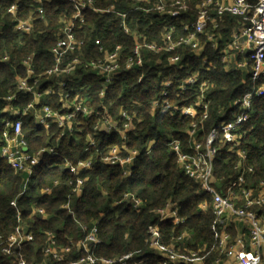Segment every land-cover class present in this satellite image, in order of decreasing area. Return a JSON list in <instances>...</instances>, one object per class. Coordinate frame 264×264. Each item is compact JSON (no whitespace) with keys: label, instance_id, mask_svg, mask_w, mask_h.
Listing matches in <instances>:
<instances>
[{"label":"built area","instance_id":"built-area-1","mask_svg":"<svg viewBox=\"0 0 264 264\" xmlns=\"http://www.w3.org/2000/svg\"><path fill=\"white\" fill-rule=\"evenodd\" d=\"M48 0H33L36 10L43 12L44 3ZM73 13L65 20L54 44L50 47L53 64L39 75H35L31 66V58L23 61L26 75L19 77L15 88L0 95V160L6 161L15 174L22 177V185L17 196H22L30 186L34 168L37 167L45 155L56 154V142L48 143L36 150H29L27 140L23 135V124L26 117H31L34 125L51 129L53 126L60 129L59 137H70L80 132L77 126L79 117H90L96 113L95 108H103V98L107 89L114 83L115 78L122 72L134 67H141L146 62L148 53H167L165 60L158 59L157 63L175 65L184 58L183 51L189 48L199 54L205 46L220 49L219 57L227 71H241L248 74V83L252 90L245 92L241 97L234 98L228 104V112L222 108L218 114L222 120L213 125L207 132L193 120L197 115L195 106L202 107L199 120L209 117L210 98L209 82L198 75L200 71L189 70L190 74L184 77L176 86L182 97L180 103H170V88L177 83L176 79L162 81L160 94L152 101V108L161 113L166 110L170 114L175 112L192 118L190 126L185 130L189 135L188 149L181 151L178 139L169 134L168 146L176 155V160L183 172L197 185L198 192L208 195L210 200H204L200 208L210 209L213 222L210 230L216 240L212 247L205 243L192 244V233L182 231L170 241L163 242L160 223L170 220L174 225H180L184 218L178 215L176 203L168 200L164 206L156 209V219L147 226L149 235L148 247L159 257L157 264H264V181L258 185L250 182L252 167H245L243 163L235 164L234 177L214 174V162L220 149L226 147L227 151L236 152L241 158L245 153L241 146V125L250 118V109L254 97L264 94V0H193V20L190 15L188 0H132L135 7L142 12L156 11L173 17L162 33L161 41L149 40L142 32L138 31L137 23L132 27L127 22L128 12H120L113 4L97 7L95 0H68ZM19 0L10 4L7 11L15 14ZM86 10L100 14H113L121 17L119 26L122 31L134 38V45L129 53H124L122 46L116 44L111 49H98L102 56L87 58L88 52L84 47L83 39L79 32L85 22ZM226 15L238 17L240 21L230 29L226 41L223 43V34L219 32ZM15 29L19 32L32 30L30 19L18 20ZM208 61L203 58V63ZM94 75L100 88L97 96L99 105H91L85 97L88 87L81 84L82 79L88 74ZM44 77L50 82H41ZM141 77H139V80ZM200 80V82H199ZM198 87L193 89V85ZM194 91V104L178 105L186 100V93ZM81 92H84L83 94ZM19 94L28 95L30 100L25 106L17 103ZM51 96H55L59 106L55 108ZM193 98V95H192ZM49 99V101H47ZM106 108V107H105ZM238 108V110H237ZM130 111V110H129ZM126 109H119L116 116H112L107 109L95 119L93 131L87 134L86 148L96 144L94 134L117 133L121 143L113 144L105 154L100 156V161L105 165H118L123 173H131L134 160L140 150L129 148L127 136L139 122L136 113ZM223 116H229L224 119ZM153 141L146 144V152ZM97 153L99 152L96 151ZM93 154L87 159H80L72 163L64 162L72 178L67 180L70 187L67 200L62 208L74 215L71 206L72 197H80L84 183L87 179L81 173L90 170L93 164ZM54 181V185L58 184ZM51 187L41 189V194H49ZM129 204L134 209H141L143 201L132 192H125L121 199L113 205ZM16 211L18 224L4 236L0 234V253L10 257L14 264H138L132 252L110 257L97 256L94 252L99 242L97 236L98 220L91 219L89 223L80 224L84 235L76 243L66 245L58 244L55 234L45 231L47 237L42 247V259L39 262L27 261L19 250L23 245L32 242L33 231L21 219L16 198L10 201ZM32 213H39L47 217V213L36 204H32ZM79 251L84 255L70 257Z\"/></svg>","mask_w":264,"mask_h":264},{"label":"trees","instance_id":"trees-1","mask_svg":"<svg viewBox=\"0 0 264 264\" xmlns=\"http://www.w3.org/2000/svg\"><path fill=\"white\" fill-rule=\"evenodd\" d=\"M17 0H0V95L17 85L19 77L26 75L23 61L31 58L34 74L39 75L52 66L53 57L50 47L54 44L57 34L65 20L71 17L73 8L68 0H48L44 3L43 12L36 10L33 0H19L17 11L11 14L7 11L10 4ZM113 4L120 12H128L127 22L134 27L137 23L138 31L142 32L149 40L161 41L162 33L173 17L160 14L156 11L142 12L136 9L132 0H95L97 7ZM190 15L193 20V0H188ZM85 22L79 32L83 39L84 47L88 52L87 58L102 56L98 47L111 49L120 44L124 53H129L134 45V38L124 33L119 26L121 17L113 14H100L86 10ZM30 19L32 30L19 32L15 29L18 20ZM240 19L226 15L219 32L223 34L224 43L230 29L236 26ZM220 49L205 46L202 52L196 54L189 48L183 51L184 58L175 65L157 63L156 60H165L167 53H148L146 62L141 67H134L118 75L114 83L107 89L103 98L104 107L95 108L96 113L105 109L116 116L118 110L123 108L136 113L139 122L135 120V129L127 136L129 148L140 150V154L133 162L131 173L125 175L118 165H105L100 161V156L116 143H121L117 133L94 134L96 144L85 150L87 134L93 131L96 113L90 117H79L77 126L80 132L70 137H59L60 129L52 127L45 130L34 125L31 117H26L23 124V135L27 140L28 149L36 150L48 143L56 142V154L45 155L42 162L34 168L30 186L22 196H17L22 185V177L15 174L6 161L0 160V234L6 236L18 224L16 211L10 201L16 198L21 219L33 231L34 239L19 248L27 261L39 262L42 259L41 249L47 237L45 231L55 234L58 244L66 245L76 243L84 235L80 224H87L91 219L98 220V244L94 248L97 256L110 257L132 252L138 264H157L158 255L148 247L149 235L147 226L156 219L155 211L170 200L177 204L178 215L184 218L180 225L165 220L160 223L163 242H168L172 237L182 231L192 233V244L205 243L212 247L216 240L210 230L213 216L209 208L203 210L200 204L210 200L208 195L198 192L197 185L190 179L179 166L176 155L167 145L169 134L179 140L181 151L188 149L189 135L185 130L190 126L192 118L181 115L179 112L170 114L168 110L161 113L158 108H152V101L162 90V81L176 79L170 88V103H180L183 96L179 94L176 86L184 77L190 74L189 70L200 71L208 82L210 90L209 117L199 120L202 107L195 106L197 115L193 117L197 124L207 132L213 125L222 120L218 109L228 112V104L243 93L242 88L248 83V74L238 70L227 71L219 57ZM208 61L203 63V58ZM139 77L141 79L139 80ZM41 82L50 84L41 77ZM200 82V80H199ZM81 84L88 87L85 97L91 105H99L97 96L100 88L98 79L88 73ZM198 83L193 85V89ZM82 94L84 92H81ZM244 94V93H243ZM193 95V98H192ZM51 104L57 108L58 100L51 96ZM18 104L26 105L30 97L19 94ZM194 91L186 93V100L180 105L195 102ZM49 101V99H47ZM1 107V104H0ZM106 107V108H105ZM129 111V112H130ZM2 114L0 113V119ZM228 119L229 116H223ZM0 125V131L2 130ZM240 141L245 155L241 158L236 152L227 151L226 147L220 149L214 162V174L234 177V166L241 162L247 168L252 167L250 177L252 184L258 185L264 181V94L254 97L250 109V118L243 126ZM153 141L146 152V144ZM99 152L97 153L96 151ZM93 154V164L90 170L81 173L87 179L84 183L80 197L71 198L74 215L62 208L67 200L70 187L67 180L72 178L70 172L64 168L65 160L72 163L80 159H87ZM58 184L54 185V181ZM51 187L49 194H41V189ZM125 192H132L144 203L141 209H134L129 204L121 206L113 203L122 198ZM36 204L47 213L43 217L39 213L31 212V205ZM84 255L79 251L70 257ZM0 264H14L10 257L0 253Z\"/></svg>","mask_w":264,"mask_h":264},{"label":"rangeland","instance_id":"rangeland-1","mask_svg":"<svg viewBox=\"0 0 264 264\" xmlns=\"http://www.w3.org/2000/svg\"><path fill=\"white\" fill-rule=\"evenodd\" d=\"M252 90V85L251 84H247L246 86H244L243 88H242V91H243V93H245V92H248V91H251ZM242 93V94H243ZM242 94H240L238 97H241L242 96ZM237 110H238V108H237ZM245 125V123L244 124H242L241 125V128H240V134L242 135V132L244 131V129H243V126ZM241 147V146H240Z\"/></svg>","mask_w":264,"mask_h":264}]
</instances>
